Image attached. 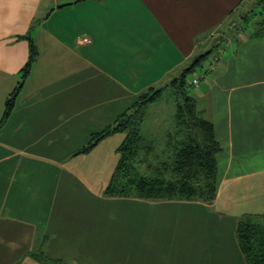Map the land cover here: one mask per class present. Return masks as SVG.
<instances>
[{
	"label": "crops",
	"instance_id": "crops-1",
	"mask_svg": "<svg viewBox=\"0 0 264 264\" xmlns=\"http://www.w3.org/2000/svg\"><path fill=\"white\" fill-rule=\"evenodd\" d=\"M244 3L0 0V264H245L238 220L264 215V0ZM239 9L252 32L231 31ZM208 50L194 97L221 146L214 201L107 196L125 133L78 152Z\"/></svg>",
	"mask_w": 264,
	"mask_h": 264
},
{
	"label": "trees",
	"instance_id": "trees-1",
	"mask_svg": "<svg viewBox=\"0 0 264 264\" xmlns=\"http://www.w3.org/2000/svg\"><path fill=\"white\" fill-rule=\"evenodd\" d=\"M244 20L250 21L248 15ZM263 25L264 17L258 24L259 31H264ZM29 43L28 61L21 69V81L5 102L2 121L9 115L15 96L37 57V50L31 39ZM213 51L198 53L189 67L166 84L174 93L175 113L173 122L164 125L162 140L156 139V136H147L142 131L145 119L143 109L154 103L163 91L162 87L149 88L113 124L92 134L87 144L78 152H88L112 133H125L123 142L117 148L118 163L105 189L107 196L137 197L151 201H200L206 204L214 201L217 183L216 154L221 151V146L215 138L212 121L204 116L196 98L188 92L192 84L189 85L188 76L197 67H202L209 55H213ZM211 64L209 62L208 66ZM206 74L203 70L200 75L195 74L194 79L198 83ZM150 159L156 162H151ZM236 239L245 264H264V215L241 216L236 227Z\"/></svg>",
	"mask_w": 264,
	"mask_h": 264
},
{
	"label": "rangeland",
	"instance_id": "rangeland-1",
	"mask_svg": "<svg viewBox=\"0 0 264 264\" xmlns=\"http://www.w3.org/2000/svg\"><path fill=\"white\" fill-rule=\"evenodd\" d=\"M257 0H245V3L243 5H247L249 3L253 2V5L256 3ZM260 1V0H259ZM250 7H248L247 9L249 10ZM239 13L234 17V20L230 22L229 26L231 31L235 30V33L241 31V30H246V32H252L253 30H251V25L254 22V18L256 17V15H254L251 11L245 12V11H238ZM257 12V9L255 8V11ZM250 18V21L248 20V22L244 20V17L247 16ZM211 57L209 55L208 59L202 64V67H197L196 71L188 76V83L189 85L191 84V80L192 78L195 76V74L200 75L201 71L206 70L208 67V64L211 60ZM203 81V80H202ZM201 82V81H200ZM199 82V83H200ZM193 84V83H192ZM190 85V88L188 90L190 95L197 94V86L195 85ZM163 88L162 94L161 96L152 104H149L148 106H146L143 109L144 112V116H146V119L143 127H142V131L144 133H147L145 135L150 136V137H154L162 140L163 136H164V125L167 124H171L173 122V116L170 117V115L173 113H175V97H174V93L173 90L170 89V87H167L166 84L164 86H161ZM160 87V88H161ZM148 117L150 118L148 120ZM157 119H154L156 118ZM162 117H167V119H165L163 122V125L161 124L162 122ZM148 121L150 122L149 128L147 126ZM157 121V122H156ZM152 132V133H150ZM160 144V143H159ZM163 145V144H160ZM160 145H157L159 147H161ZM155 147V146H154ZM159 147H156V150H159ZM157 153V151H155ZM151 162H156L154 160H151Z\"/></svg>",
	"mask_w": 264,
	"mask_h": 264
},
{
	"label": "built area",
	"instance_id": "built-area-1",
	"mask_svg": "<svg viewBox=\"0 0 264 264\" xmlns=\"http://www.w3.org/2000/svg\"><path fill=\"white\" fill-rule=\"evenodd\" d=\"M193 84H197V79H194L193 80Z\"/></svg>",
	"mask_w": 264,
	"mask_h": 264
}]
</instances>
